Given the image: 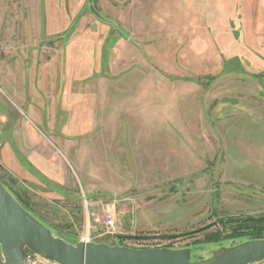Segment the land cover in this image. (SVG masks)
Masks as SVG:
<instances>
[{"label":"rangeland","instance_id":"rangeland-1","mask_svg":"<svg viewBox=\"0 0 264 264\" xmlns=\"http://www.w3.org/2000/svg\"><path fill=\"white\" fill-rule=\"evenodd\" d=\"M262 10L264 0H0V178L71 243L88 232L135 249L189 246L196 260L246 241L229 233L264 219V94L239 91L241 79L261 82L233 48L236 21ZM147 146L194 173L145 171ZM106 214L119 232L106 233Z\"/></svg>","mask_w":264,"mask_h":264},{"label":"water","instance_id":"water-1","mask_svg":"<svg viewBox=\"0 0 264 264\" xmlns=\"http://www.w3.org/2000/svg\"><path fill=\"white\" fill-rule=\"evenodd\" d=\"M90 11L102 18L90 6ZM30 250L56 264H257L264 262V238L246 240L192 260L189 246L132 248L66 241L22 206L0 181V264H23Z\"/></svg>","mask_w":264,"mask_h":264},{"label":"crops","instance_id":"crops-1","mask_svg":"<svg viewBox=\"0 0 264 264\" xmlns=\"http://www.w3.org/2000/svg\"><path fill=\"white\" fill-rule=\"evenodd\" d=\"M10 11L8 14V21L9 23L6 26V34L7 36L5 40H9L13 38V35L15 34L16 28L11 27L12 25V20L17 19V15L13 16L11 15ZM257 14H245L244 16L238 21H236V27L235 30L238 32V35L235 37V43H234V48L235 49V58L236 62H240L241 66H245V69L243 72H245L247 75H251L254 77H257L260 79L261 85L260 86H248L244 84V81L241 79V83L238 84L240 87L239 91L241 90L242 92L244 89L246 91H251V92H256L257 94H264V10H262L260 17L257 16ZM3 28L0 29L2 31ZM236 32V33H237ZM2 35V34H0ZM10 38V39H9ZM1 40V38H0ZM227 44L226 39H222V45L225 46ZM224 49V48H223ZM33 50V49H32ZM141 78V77H140ZM138 77H127V79H135V81L141 80ZM157 79V78H156ZM164 79V78H163ZM256 80V79H255ZM165 82L170 84V89H177V84L180 83H187L190 85V90H194L196 88L195 81L192 79H178L175 81L173 80H165ZM177 82V84H176ZM208 83V82H207ZM246 83V82H245ZM152 84V83H151ZM150 84V85H151ZM152 87V86H151ZM161 89V87L159 88ZM163 88L161 91L165 93L166 88ZM167 93V92H166ZM190 94V93H189ZM146 150L147 155L145 154V167L144 170L150 172L151 174H156L157 177H161V175L164 172H173L172 170L176 169L178 170V173L176 177L174 178H183L180 177L179 171L181 170V174H191L194 173L193 171H190L186 168H188L186 165L189 164V162H184L181 161L179 156L174 155V153L171 155H164L162 148H151L147 146L144 148ZM164 156H167L165 158ZM35 160V159H34ZM166 160V161H164ZM41 161V160H40ZM187 163V164H185ZM167 164V165H164ZM185 164V165H184ZM152 177V176H151ZM86 201V200H85ZM101 202V201H97ZM109 207V206H108ZM111 208V207H109ZM109 208H106L108 211ZM137 218V217H136ZM138 218L136 219V223L139 225V220L137 222ZM134 221V220H133ZM135 224V221H134ZM88 223L86 224V226ZM88 229V227H87ZM88 233V232H87ZM93 242H98V243H105L102 240H92ZM257 264H264V262L257 263Z\"/></svg>","mask_w":264,"mask_h":264},{"label":"trees","instance_id":"trees-1","mask_svg":"<svg viewBox=\"0 0 264 264\" xmlns=\"http://www.w3.org/2000/svg\"><path fill=\"white\" fill-rule=\"evenodd\" d=\"M0 181L8 188V190H10L13 193V195L17 198L18 202H20L22 204V206L28 211V213L30 212L31 215L35 216L44 225L48 226V228H51L50 225H48L45 221H43L41 218H39L37 215H35L33 213V211L29 209V207L27 206V204L24 203V201L21 199V197L18 196L15 191L11 190V188L8 187L6 185V183H4V181L1 178H0ZM263 223H264V219H262V218L244 220L240 224H237V226L235 228L232 227V230L233 231L231 233H229V235L231 237H233V238H237V237L240 238L242 236H249V238H246V240L259 239V238L262 237L261 235L264 233V224ZM258 225H260V226H258ZM51 229L54 232H56L53 228H51ZM219 238H220V236H217L215 234H211L209 240L210 241H217V240H219Z\"/></svg>","mask_w":264,"mask_h":264},{"label":"built area","instance_id":"built-area-1","mask_svg":"<svg viewBox=\"0 0 264 264\" xmlns=\"http://www.w3.org/2000/svg\"><path fill=\"white\" fill-rule=\"evenodd\" d=\"M101 224L105 228L106 233L108 234H114L119 232V225H117L116 219L110 214H106L103 216ZM78 240H81L86 243L91 242L92 238L88 235L87 232H85L79 237ZM23 255V264H56L39 255H36L30 250H25V253Z\"/></svg>","mask_w":264,"mask_h":264}]
</instances>
